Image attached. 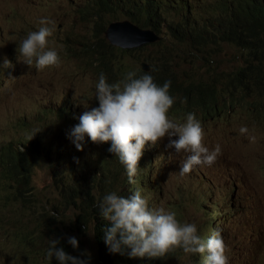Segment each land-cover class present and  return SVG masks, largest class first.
Segmentation results:
<instances>
[{"label": "clouds", "instance_id": "9594fccd", "mask_svg": "<svg viewBox=\"0 0 264 264\" xmlns=\"http://www.w3.org/2000/svg\"><path fill=\"white\" fill-rule=\"evenodd\" d=\"M181 1L193 0L70 2L53 28L21 1L0 0V37L13 23L27 27L10 81L16 92L64 55L98 72L91 103L78 112L64 102L56 112H6L23 135L0 141V233L14 226L10 242L21 246L11 244L15 257L5 264H264V198L239 155L264 154V97L250 80H231L243 56L231 75L195 73L215 81L214 102L184 99L192 79L174 68L175 81L152 74L167 57L193 64L172 34ZM142 11H154L159 24L139 21ZM11 66L7 57L0 63ZM6 74L1 69L0 85ZM53 113L50 130L28 134ZM224 117L227 126L205 142L207 120ZM37 169L48 174L40 193ZM42 192L50 195L43 202Z\"/></svg>", "mask_w": 264, "mask_h": 264}, {"label": "rangeland", "instance_id": "374dc122", "mask_svg": "<svg viewBox=\"0 0 264 264\" xmlns=\"http://www.w3.org/2000/svg\"><path fill=\"white\" fill-rule=\"evenodd\" d=\"M14 1V0H13ZM16 1V0H15ZM21 1L24 7H29L36 17L41 20L42 17L46 18L45 22L49 26L55 28L57 22L55 16L61 11V9L67 6L70 2H78L80 0H29L30 4L27 5V0ZM26 25L23 23H13L8 26L6 36L0 37V63L7 57L12 66L6 69V78L0 85V141L9 142L15 135L19 137L20 131L16 129L15 122H11L6 116L8 109L20 106H29L37 115L43 111L60 109V103L64 102L67 105L78 106L77 112L82 110L85 105H89L92 100L94 85L97 81L98 72L92 68L84 69L80 66L79 61L75 56L64 55L59 59V63L52 68L46 70H37V74L31 82L23 83L20 87V94L14 90L10 81L16 75V63H17V44L20 41V37L25 33ZM91 35L86 33V38L89 39ZM158 46H151L150 50L154 51ZM14 51V52H12ZM217 63L220 66V70L233 67L237 62L233 59V48L228 46H222L220 52L214 53ZM126 59L135 60L136 57L130 53L125 55ZM204 58H195L193 64L186 67L189 72H200L201 75L209 77L212 74L207 70L204 64ZM120 76L115 78L118 81ZM54 119V113L49 114L47 120L43 123L30 125L27 127L29 135L36 133H45L50 130L51 122ZM228 117L222 119H208L207 120V133L205 136V142L209 139L217 136L226 126ZM60 121L57 118L54 124V128H57ZM239 155L243 158L241 160L243 166L248 170V183L257 190L260 197L264 198V154L260 156L252 157L251 152H240ZM37 190L34 193H40L45 191L48 187V174L40 169H37ZM254 193V192H253ZM48 192H42L39 197L41 201H45L49 197ZM4 195L0 193V199H3ZM48 206V202L46 203ZM76 212L74 207L68 206L64 213L67 216H71ZM27 218H23V221ZM16 234L15 227L11 226L6 231L0 233V242L3 243L2 256L0 257V264H5L8 260L15 257V252L12 248L18 250L21 248L19 241L13 238ZM41 244L40 241H37ZM12 244V246H11ZM8 253V255H7ZM21 260V258L19 259Z\"/></svg>", "mask_w": 264, "mask_h": 264}, {"label": "trees", "instance_id": "16d2710c", "mask_svg": "<svg viewBox=\"0 0 264 264\" xmlns=\"http://www.w3.org/2000/svg\"><path fill=\"white\" fill-rule=\"evenodd\" d=\"M174 9L177 22L172 34L178 38L175 45L183 50L181 57L184 61L191 64L194 57L204 58L207 61L205 66L210 72L225 77L228 73L231 75L235 67L227 71L219 70L214 53L220 52L223 45L237 47V51H233V59L239 61L243 56L242 63L245 64L239 71L233 72L234 78L231 80L234 79L239 84L250 80L264 97V0L181 1ZM138 19L147 24L160 22L155 21L154 11H142ZM249 48L257 61L248 59ZM159 58L160 56L157 59ZM180 64L181 59L171 60L167 57L161 65L153 69L152 74H163L165 78L175 81L174 68L192 79L184 88V99L196 95L201 99H208L209 102L216 101L218 86L214 85L215 81L199 78ZM231 80L226 83L227 88L231 87Z\"/></svg>", "mask_w": 264, "mask_h": 264}, {"label": "bare ground", "instance_id": "6f19581e", "mask_svg": "<svg viewBox=\"0 0 264 264\" xmlns=\"http://www.w3.org/2000/svg\"><path fill=\"white\" fill-rule=\"evenodd\" d=\"M1 93H2V92H0V94H1ZM88 161H91L93 164H95V162H94L93 160H91V159H89ZM81 228H82V227H81ZM81 228H80V229H81ZM84 231H89V229L86 228V230H84Z\"/></svg>", "mask_w": 264, "mask_h": 264}, {"label": "water", "instance_id": "95a60500", "mask_svg": "<svg viewBox=\"0 0 264 264\" xmlns=\"http://www.w3.org/2000/svg\"><path fill=\"white\" fill-rule=\"evenodd\" d=\"M145 68H147V67H145Z\"/></svg>", "mask_w": 264, "mask_h": 264}]
</instances>
